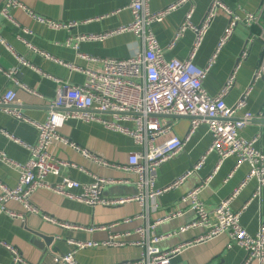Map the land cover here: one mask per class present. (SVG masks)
<instances>
[{
	"label": "crops",
	"instance_id": "crops-1",
	"mask_svg": "<svg viewBox=\"0 0 264 264\" xmlns=\"http://www.w3.org/2000/svg\"><path fill=\"white\" fill-rule=\"evenodd\" d=\"M19 1L26 9H12L11 13L14 16V21L0 18V36L5 39L8 45L0 41V65L4 69H16L17 79L32 88V90L34 89L37 95L18 87L2 72H0V92L7 89H16L22 112L33 121H46L49 103L58 90L57 82L47 75L63 79L72 84H81L85 81V72L70 69L68 65L61 64L55 59L84 70L91 67H100L102 64L98 61H87L80 57L79 53L97 58H129L139 47V38L132 32L114 34L104 40L81 41L78 49L74 47V42L68 44V39L76 37V35L103 33L130 24L133 17L131 11L126 8L128 0ZM177 1L179 0H149V8L151 11H159ZM224 1L240 16L244 15V11H257L262 2V0ZM3 2L4 0H0V8ZM211 2L212 0H191L194 7L192 15L194 24L199 25L202 23L210 5H212ZM191 4L185 3L179 6L167 14L162 21L155 22L152 25L166 59L184 60L188 58L195 40L193 31L187 30L173 48L169 47V43L173 40ZM27 9L45 17V19H54L61 22L72 20L77 24L69 29L53 30L45 22L33 18ZM118 9L120 10L117 11ZM228 21V15L224 11H218L194 59L197 66L205 67L212 59ZM255 32H258L256 26L249 28L242 23L239 24L229 41L218 50L215 62L203 83L209 94L218 95L227 78L230 77L229 75L237 68L236 81L225 97L226 103L230 107L234 105L243 96V92L252 85L248 96V104L238 115L248 111L254 113L255 116H260V111L264 108V78L253 81L254 73L262 56V42L256 39L249 44L248 56L245 60L240 59L241 52L248 42L247 40ZM22 39L39 51H44L53 56V58H46L40 52L32 50ZM16 53L28 61L31 66L20 63L17 56H15ZM104 115L106 118H113L109 113L104 112L102 116ZM165 118L172 120L173 131L176 135L184 137L187 134L190 125L189 117H163V119ZM123 123L132 125L130 122ZM64 125L60 129L62 135L88 148L97 156L109 162L127 164L129 154L141 149V146L132 137L120 131L108 129L96 121L86 122L83 119L70 118ZM0 129H4L13 137L28 144H34L37 141L38 130L33 124L15 119L1 107ZM209 130L207 124H200L186 143L184 151L160 166L154 188L159 189L172 183L177 177L191 169L212 142ZM241 135L247 139L259 135L255 145L264 152V118L259 117L251 121L241 131ZM0 151H3L9 159L17 163L25 164L29 159V151L23 144L4 136L1 132ZM50 151L55 156L72 161L85 169L83 171L75 167L62 168L60 176H47V181L49 180L51 183L62 180V176H69L81 182L91 183L95 181L93 174H96L106 179L116 180L103 186L102 194L105 197L133 196L139 191L136 183L138 182L137 175L134 173H127L118 168L100 166L96 162L85 159L68 145L56 143L51 145ZM217 162L218 154L215 151L210 152L206 157L204 166L193 175H190L184 183L164 192L154 200H145L143 204L132 201L117 206L89 205L44 188L35 191L30 199L31 203L37 207L38 213H27L21 203L9 201L7 208L21 213L24 219L13 218L8 213L0 215V264H11L12 262L11 251L7 249L4 243L17 248L31 264H53L54 254L67 253L73 249V245L68 242L69 239L102 242L114 234L122 235L118 239L123 244H119V246L99 245L81 249L76 253L79 264H115L137 259L143 252L142 247L133 244L138 238L135 232L138 227H145L148 224H154L158 220H162L156 229L152 231L166 235L182 225L188 224L190 221L195 220V212L191 209L189 203L181 200L185 193L199 185L203 186L202 180L213 173L211 180L208 184H204L198 195L206 208L213 209L240 185L250 168L247 163H244L235 169L236 157L231 156L220 164L216 172H213L217 167ZM18 181V170L0 159V182L14 187L18 184ZM256 186H258L256 180L249 181L231 203L233 210H239L250 201L241 214V223L250 233L258 231L260 222L264 217V191L260 197L251 200ZM72 191L80 193L82 189L74 188ZM155 205L156 208H154ZM174 213L179 214L173 217ZM44 215H49L57 221L85 227L114 226L109 229L95 231L66 229L58 223L46 221L43 218ZM31 230L52 233L55 235V239L50 246L42 249L32 242L34 235ZM201 232H203L202 229L198 228L173 237H167L161 240L158 246L160 249L167 250ZM229 239L227 235H220L208 242L188 246L182 253L173 256L171 263L242 264L245 258V250L238 245L228 247Z\"/></svg>",
	"mask_w": 264,
	"mask_h": 264
},
{
	"label": "built area",
	"instance_id": "built-area-1",
	"mask_svg": "<svg viewBox=\"0 0 264 264\" xmlns=\"http://www.w3.org/2000/svg\"><path fill=\"white\" fill-rule=\"evenodd\" d=\"M185 3L191 4V0H179L162 10L151 11L149 0H128L126 8L131 11L133 17L130 24L103 33L80 34L76 35V37H70L68 44L70 45L74 42V47L78 49L81 41L104 40L114 34L132 32L139 38V47L129 58H97L79 53V56L87 61H98L102 64L100 67H91L84 70L72 64L64 63L62 60L55 59L61 64L68 65L70 69L82 70L85 72L86 78L81 84H72L63 79L45 74L57 82L58 90L49 103L48 117L44 122L33 121L22 112L20 108L21 102L17 97L16 89H7L0 92V105H4V111L17 120L33 124L38 130L37 141L34 144H28L13 137L4 129H0L4 136L23 144L29 151V159L25 164L9 159L3 151H0V159L15 167L19 172V181L16 186L10 187L0 182V215L8 213L13 218L24 219L21 213L7 208L9 201L21 203L27 213H38L37 207L31 203L30 199L35 191L42 188L89 205L117 206L132 201H138V203L143 204L145 200H154L164 192L184 183L190 175H193L204 166L207 155L215 151L218 154V162L213 172H216L220 164L231 156L236 157L235 169L244 163L249 165V171L240 185L227 198L223 199L219 205L213 209H208L198 195L204 184H208L211 180L212 173L202 180L203 186L194 187L185 193L181 199L183 202L189 203L191 209L195 212V220L166 235L152 231L156 229L162 220H158L154 224H148L145 227H138L135 231L138 238L133 244L143 248L141 256L137 259L115 264H172V257L182 253L186 247L208 242L220 235H227L230 238L228 247L238 245L245 250V258L242 264H252L254 262L264 264V217L261 220L262 222H260L258 231L250 233L241 223V214L250 201L239 210H233L231 207V203L238 196L241 189L251 180H256L258 185L251 200L260 197L264 191V152L255 145L259 135H255L251 139L241 135V131L251 121L259 117L264 118V108L260 111V116H255L254 113L248 111L238 115L248 104V96L252 85L243 92V96L234 105L230 107L226 103L225 97L236 81L237 68L229 75L230 77L227 78L218 95L209 94L203 85L215 62L218 50L229 41L234 30L241 23L249 28L256 26L258 32L250 35L241 52L240 59L245 60L248 56L249 44L256 39L261 41L262 56L254 73L253 81L264 78V0H262L257 11H244L243 16H240L227 6L224 0H212V5H210L202 23L199 25L194 24L192 21L194 7L191 4L173 40L169 43V47L173 48L187 30L193 31L195 40L188 58L184 60L176 58L166 59L163 49L157 40L158 38L154 34L152 25L155 22L162 21L167 14ZM14 8L26 9L19 0H4L0 8V18L14 21V16L11 13ZM27 11L33 18L40 22H45L53 30L69 29L77 24V22L72 20L70 22H61L54 19H45V17L28 9ZM218 11H224L228 15V24L224 29L217 51L212 56V59L205 67H199L194 63V59ZM0 41L7 45L5 39L1 36ZM22 41L29 48L40 52L46 58H53L48 53L39 51L27 41L23 39ZM15 56H17L20 63L31 66L21 55L16 53ZM0 72L4 73L18 87L37 95L34 89L32 90V88L17 79L16 69L8 70L0 65ZM104 112L111 114L113 118L102 116ZM177 116L190 118L189 130L184 137H179L174 133L172 120L163 119V117ZM70 118H79L86 122L96 121L108 129L120 131L132 137L141 146V149L129 154L127 164L103 160L88 148L61 134L60 129L65 126L64 124ZM123 122H130L132 125L124 124ZM203 123L208 125L212 136V142L206 152L191 169L177 177L175 181L162 188H154L160 166L184 151L190 137L195 133L198 126ZM56 143L68 145L71 149L79 152L85 159L96 162L100 166L118 168L127 173H134L138 179V182H136L139 189L138 193L133 196L105 197L102 194L103 186L116 180L106 179L96 174H93L95 181L91 183L81 182L69 176H62V180L56 183L47 181V176L49 175L60 176L62 168L65 167H75L85 171L82 166L55 156L50 151V147ZM74 188H81L82 191L75 193L72 191ZM154 208H156V205ZM178 214L174 213L173 217ZM43 218L46 221L58 223L66 229L95 231L109 229L114 226L85 227L57 221L49 215H44ZM198 228L202 229L203 232L170 249L163 250L158 246V243L167 237H173ZM121 236L119 234L110 235L106 241L102 242L69 239L68 242L73 245V249L67 253L54 254L52 262L53 264H79L76 258V253L79 250L99 245L119 246V244H123L118 239ZM4 244L11 251V264H31L17 248Z\"/></svg>",
	"mask_w": 264,
	"mask_h": 264
},
{
	"label": "water",
	"instance_id": "water-1",
	"mask_svg": "<svg viewBox=\"0 0 264 264\" xmlns=\"http://www.w3.org/2000/svg\"><path fill=\"white\" fill-rule=\"evenodd\" d=\"M263 20H264V14H263ZM263 38H264V34H263ZM0 107L3 108L4 105H0ZM31 231L33 232L34 235L32 242L42 249H45L46 247L50 246L55 239V235L52 233H47L45 231H35V230H31Z\"/></svg>",
	"mask_w": 264,
	"mask_h": 264
}]
</instances>
